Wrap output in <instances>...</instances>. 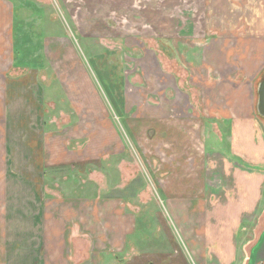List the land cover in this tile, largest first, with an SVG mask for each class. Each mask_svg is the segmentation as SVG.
<instances>
[{
	"label": "rangeland",
	"instance_id": "374dc122",
	"mask_svg": "<svg viewBox=\"0 0 264 264\" xmlns=\"http://www.w3.org/2000/svg\"><path fill=\"white\" fill-rule=\"evenodd\" d=\"M0 2V64L12 62L8 77L32 69L45 130L68 126L56 148L65 151V164L47 168L50 184L122 197L136 216V255H159L167 248L159 228L166 220L162 184L208 170L203 140L207 150L224 148L211 133L220 129L211 116L218 97L204 81L208 66L198 63L221 60L209 49L247 38L263 53L259 77L264 0ZM254 114L264 132V119ZM263 221L264 198L243 227L244 257L236 264H248Z\"/></svg>",
	"mask_w": 264,
	"mask_h": 264
},
{
	"label": "crops",
	"instance_id": "0c3cea01",
	"mask_svg": "<svg viewBox=\"0 0 264 264\" xmlns=\"http://www.w3.org/2000/svg\"><path fill=\"white\" fill-rule=\"evenodd\" d=\"M246 40L240 38L234 48L222 45V51L209 49L215 59L224 57L198 63L208 66L204 81L218 97L211 116L220 129L211 133L224 148L207 150L203 140L208 170L178 174L174 186L162 184L166 220L159 228L167 248L145 258L136 255V216L122 197L50 184L46 171L65 164V151L56 148L68 126L45 130L32 69L8 77L12 62L0 64V264H236L244 257L240 235L264 198V132L253 97L263 53ZM248 264H264V221Z\"/></svg>",
	"mask_w": 264,
	"mask_h": 264
},
{
	"label": "water",
	"instance_id": "95a60500",
	"mask_svg": "<svg viewBox=\"0 0 264 264\" xmlns=\"http://www.w3.org/2000/svg\"><path fill=\"white\" fill-rule=\"evenodd\" d=\"M256 114L264 119V79L256 85Z\"/></svg>",
	"mask_w": 264,
	"mask_h": 264
},
{
	"label": "trees",
	"instance_id": "16d2710c",
	"mask_svg": "<svg viewBox=\"0 0 264 264\" xmlns=\"http://www.w3.org/2000/svg\"><path fill=\"white\" fill-rule=\"evenodd\" d=\"M263 79H264V70L260 73L259 77H257L256 82H255L256 83L255 85H257Z\"/></svg>",
	"mask_w": 264,
	"mask_h": 264
}]
</instances>
